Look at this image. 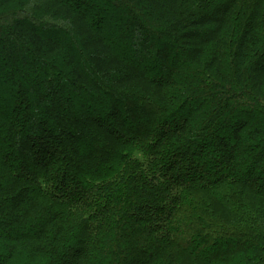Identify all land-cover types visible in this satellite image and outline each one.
Segmentation results:
<instances>
[{
    "label": "trees",
    "instance_id": "obj_1",
    "mask_svg": "<svg viewBox=\"0 0 264 264\" xmlns=\"http://www.w3.org/2000/svg\"><path fill=\"white\" fill-rule=\"evenodd\" d=\"M0 264H264V0H0Z\"/></svg>",
    "mask_w": 264,
    "mask_h": 264
},
{
    "label": "rangeland",
    "instance_id": "obj_2",
    "mask_svg": "<svg viewBox=\"0 0 264 264\" xmlns=\"http://www.w3.org/2000/svg\"><path fill=\"white\" fill-rule=\"evenodd\" d=\"M116 19L121 20V17H117ZM1 105H2V106H8V104H6L5 102H1Z\"/></svg>",
    "mask_w": 264,
    "mask_h": 264
}]
</instances>
